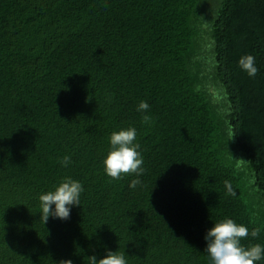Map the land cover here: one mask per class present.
I'll return each instance as SVG.
<instances>
[{
    "label": "trees",
    "instance_id": "1",
    "mask_svg": "<svg viewBox=\"0 0 264 264\" xmlns=\"http://www.w3.org/2000/svg\"><path fill=\"white\" fill-rule=\"evenodd\" d=\"M129 127L144 173L113 180ZM65 178L80 206L44 224L39 196ZM225 218L264 247V0H0V264H211Z\"/></svg>",
    "mask_w": 264,
    "mask_h": 264
},
{
    "label": "clouds",
    "instance_id": "2",
    "mask_svg": "<svg viewBox=\"0 0 264 264\" xmlns=\"http://www.w3.org/2000/svg\"><path fill=\"white\" fill-rule=\"evenodd\" d=\"M239 67L249 77H255L258 73L255 57L245 55L238 61ZM137 111L148 112L149 105L141 101ZM142 123L149 127L154 124L150 115L142 117ZM137 131L134 127L113 132L110 136V150L103 161L104 171L113 180H120L123 175H143V157L138 151L140 145L135 143ZM67 167L71 163L70 156H64L60 161ZM229 193L235 195L228 182ZM140 179H133L129 187L135 189L141 185ZM84 191L83 185L71 178L63 179L54 191H48L39 196L42 210L41 219L44 224L49 217L67 220L70 218L71 208L80 206V195ZM55 205L53 210L52 206ZM260 229L255 228L251 232L252 237L259 235ZM249 236V230L245 225L237 224L232 219L225 218L217 222L207 231L204 237L207 242L205 252L208 254L211 264H257L264 259V247L260 244L245 247L241 244L243 239ZM89 264H127L125 252L107 251L104 258L98 259L95 255L87 257ZM59 264H72L71 259L61 260Z\"/></svg>",
    "mask_w": 264,
    "mask_h": 264
},
{
    "label": "rangeland",
    "instance_id": "3",
    "mask_svg": "<svg viewBox=\"0 0 264 264\" xmlns=\"http://www.w3.org/2000/svg\"><path fill=\"white\" fill-rule=\"evenodd\" d=\"M208 4H210V3L208 2Z\"/></svg>",
    "mask_w": 264,
    "mask_h": 264
}]
</instances>
